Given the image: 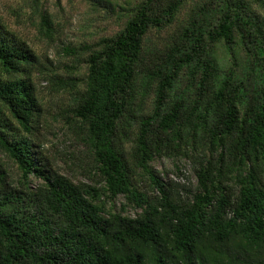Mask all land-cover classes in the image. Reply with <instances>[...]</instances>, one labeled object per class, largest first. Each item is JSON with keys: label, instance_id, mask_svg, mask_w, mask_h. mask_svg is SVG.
<instances>
[{"label": "trees", "instance_id": "trees-1", "mask_svg": "<svg viewBox=\"0 0 264 264\" xmlns=\"http://www.w3.org/2000/svg\"><path fill=\"white\" fill-rule=\"evenodd\" d=\"M105 1L122 27L66 46L84 54L69 109L89 182L42 151L34 78L59 75L0 14V264H264V0H194L153 44L186 0ZM38 27L52 36L43 12ZM162 157L191 162L185 196Z\"/></svg>", "mask_w": 264, "mask_h": 264}, {"label": "rangeland", "instance_id": "rangeland-1", "mask_svg": "<svg viewBox=\"0 0 264 264\" xmlns=\"http://www.w3.org/2000/svg\"><path fill=\"white\" fill-rule=\"evenodd\" d=\"M193 2L194 0H186L177 21L167 29H151L146 35V41L153 44L165 40L168 33L185 17ZM257 10L263 13L262 10ZM42 12L50 19L53 29L50 37L39 31V16ZM0 14L11 29L20 34L34 50L40 67L45 69L43 71L59 75L58 78H34L42 108L39 134L44 142L42 151L59 172L73 181L89 182L84 174L88 166V152L80 139V133L69 109L75 92L81 88L86 72L84 54L80 53L81 49L72 51L66 46L78 48L83 42L92 43L101 36L114 34L122 27L125 15L113 11V7L110 8L105 0H0ZM214 50L218 59L222 57V66L228 65L223 48L219 46ZM57 79L61 81V87L58 89L54 88V81ZM0 158L5 159L2 155ZM5 164L9 179L15 183L18 178L15 164L10 160ZM151 165L165 180L179 187L178 191H181L182 197L196 182L192 164L184 157L156 158ZM35 183L32 179L30 185ZM120 201V198L116 199V207ZM132 212L134 210L129 211L130 214Z\"/></svg>", "mask_w": 264, "mask_h": 264}]
</instances>
